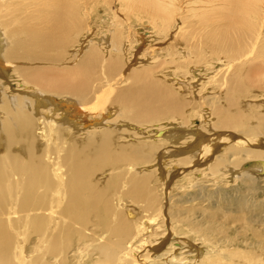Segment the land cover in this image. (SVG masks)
<instances>
[{"label": "bare ground", "instance_id": "obj_1", "mask_svg": "<svg viewBox=\"0 0 264 264\" xmlns=\"http://www.w3.org/2000/svg\"><path fill=\"white\" fill-rule=\"evenodd\" d=\"M132 14L167 58L130 63ZM263 140L264 0H0V264H264Z\"/></svg>", "mask_w": 264, "mask_h": 264}, {"label": "rangeland", "instance_id": "obj_2", "mask_svg": "<svg viewBox=\"0 0 264 264\" xmlns=\"http://www.w3.org/2000/svg\"><path fill=\"white\" fill-rule=\"evenodd\" d=\"M118 7H119V5H117V4L116 5L111 4L110 6L105 7L101 3H99L95 6V8L90 12L89 22H88L89 26L87 29H85V31L83 33V39L81 38L82 40H84V42L82 43L83 46L85 44H88V42L90 41V38L91 39L92 38L100 39L103 36V34H105L106 32H109V30H110L109 25H110L111 20H113V16L111 13L113 11H115ZM140 18H143V17L141 16L138 18L134 14H132L130 16L131 26L128 27L127 23L123 26L124 30H127V37L129 40L126 43V46H127L126 48H127V52H128L127 57L130 58V63H133L134 65L138 66V65H143V64H150L153 62L155 63L156 61L159 62V61L167 58V56L169 55L170 47H168V44L165 41H166V39L169 40L170 36L167 37L166 39L163 37H160L159 35H157V33H156L155 29L152 27V25L149 24L145 18L142 19V21H140V22L137 21ZM111 24H112V22H111ZM107 27H108V29H107ZM86 41H87V43H86ZM158 62H156V63H158ZM216 68L218 69L217 66H214V68L213 67L211 68V66H210V68L206 72H208L211 75L212 73H214L215 70H217ZM165 71H161L160 73H158V75L167 77V79L171 80L172 79L171 78L172 70L170 69L169 73H166ZM204 71L205 70L203 69L201 72L196 71L197 73L195 72V74L194 73L193 74L190 73L189 75L185 74L182 77L183 78H191V81H193L192 78H196L195 84H197V86H198L197 82H199V80H197V78H200L203 75H205ZM119 76L120 75H117L115 78H119ZM117 82H120V79H118ZM120 84H119V86H124L126 84V82L123 81V82H120ZM11 85L13 86L12 87L13 90H16V89L20 90L21 89V88L16 87L14 85V82H12ZM88 117H90V119L85 118V120H84L83 118L75 116V119L78 118L77 120L81 119V121L84 120L86 122L89 120H91V121L93 120L91 118V116H88ZM197 120H200V119H197ZM153 128H155V127H153ZM190 142H192V141L189 140L187 143H190ZM183 147H184V145H183ZM165 165L167 166V164H165ZM165 165H163V166L161 165V167H163L164 169L165 168L167 169L168 166L166 167ZM168 165L170 166V163ZM168 173H170V172H168ZM196 178L198 179L199 176L194 177V179H196ZM245 180L246 179L243 178V179H239V181L233 183L234 178L230 179V180H228V178H224L219 183L218 182H214V183L212 182V184H215V186L211 187L214 189H212L210 192H216V191L219 192L221 190H225L226 192L232 193V190H234V192L243 190ZM187 181L188 180L185 177H181L180 183L184 184L185 190L187 191L186 194L188 192H190V195L191 194L193 195L194 191H193V189H191V187L187 183ZM212 181H214V180H212ZM203 185H208V183H204ZM256 186L258 188L264 187V179H261L259 181V183H257ZM178 191L182 192V189L179 188ZM233 194H235V193H233ZM258 195L260 196L259 197L260 200H264L263 196H261L260 194H258ZM177 196H179V194H175V197H177ZM188 205H191V204L189 203ZM193 205H194V203H193ZM230 207L232 208V205H230ZM258 228L264 229L263 226H259ZM178 236H183L182 238H186V237H184V235H181V234ZM178 238H180V237H178ZM176 241H177V239L174 242H176ZM202 242L203 241H198L197 244L200 245V247L207 249L209 251L211 249L213 250V247L211 246L210 243H208V242L202 243ZM135 244L137 245L138 242Z\"/></svg>", "mask_w": 264, "mask_h": 264}]
</instances>
